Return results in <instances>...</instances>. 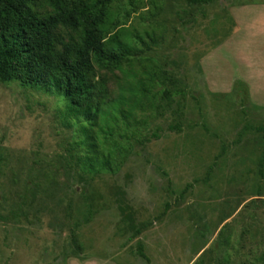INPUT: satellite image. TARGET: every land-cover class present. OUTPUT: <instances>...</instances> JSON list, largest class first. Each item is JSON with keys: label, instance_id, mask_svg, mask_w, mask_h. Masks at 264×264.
<instances>
[{"label": "rangeland", "instance_id": "1", "mask_svg": "<svg viewBox=\"0 0 264 264\" xmlns=\"http://www.w3.org/2000/svg\"><path fill=\"white\" fill-rule=\"evenodd\" d=\"M257 3L264 0H117L135 65L165 79L155 88L157 110L138 117L148 122L128 128L121 120L96 149L101 162L118 142L113 169L100 164L88 174L68 162L87 147L72 149L82 134L62 116L63 96L0 81V264L264 263ZM108 74L116 97L113 74L121 73ZM45 173L57 180L25 202L27 176Z\"/></svg>", "mask_w": 264, "mask_h": 264}, {"label": "trees", "instance_id": "2", "mask_svg": "<svg viewBox=\"0 0 264 264\" xmlns=\"http://www.w3.org/2000/svg\"><path fill=\"white\" fill-rule=\"evenodd\" d=\"M189 1L208 4L214 0ZM116 2L0 0V81L19 82L24 87L63 96L62 116L77 120L82 134L72 149L87 147L85 155L71 153L68 162L88 174L100 164L113 169L111 161L118 142L109 146V154L101 162L96 149L109 143L121 127V120L128 128L148 122L147 116L138 117L157 110L155 88L159 80L165 79L160 69L152 66L142 71L135 65L136 41L117 19ZM61 29L71 33L68 39ZM115 70L121 73L113 74L116 97L111 95L112 77L108 74ZM235 90L241 93L242 101L249 98L244 82L238 81ZM56 180L49 173L40 177L28 175L24 201L34 203L43 184ZM139 254L150 262L142 246Z\"/></svg>", "mask_w": 264, "mask_h": 264}, {"label": "crops", "instance_id": "3", "mask_svg": "<svg viewBox=\"0 0 264 264\" xmlns=\"http://www.w3.org/2000/svg\"><path fill=\"white\" fill-rule=\"evenodd\" d=\"M262 6H264V5L259 4V3L253 5L254 8H257V9H255V10H257L258 12H259L260 10H261V11L264 10V9H262V8H263ZM258 21H259V23H260L261 25L264 26V20H258ZM259 23H258V24H259Z\"/></svg>", "mask_w": 264, "mask_h": 264}]
</instances>
